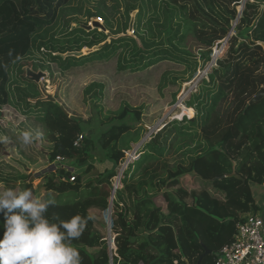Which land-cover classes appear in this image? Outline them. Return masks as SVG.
Here are the masks:
<instances>
[{"label":"trees","instance_id":"1","mask_svg":"<svg viewBox=\"0 0 264 264\" xmlns=\"http://www.w3.org/2000/svg\"><path fill=\"white\" fill-rule=\"evenodd\" d=\"M78 1L0 0V119L24 127L33 116L49 145L48 150L38 140L40 151L56 168L34 187L31 175L13 166L18 174H2L0 191L18 186L40 199L51 192L57 205L49 208V218H88L82 236L72 242L82 264H198L205 248L212 255L201 264H215L221 249L233 242L237 225L259 213L252 186L264 185V100L248 105L264 87V0L244 5L242 0H114L111 7L102 3L97 12L86 11L87 21L102 19L103 27L94 29L75 17L81 10L71 6ZM122 8L123 20L114 26ZM225 39V57L185 103L195 117L192 110L191 118L152 135L119 177L116 169L125 153L142 139L144 108L125 102L106 116L102 104L109 84H90L84 102L104 116L101 124L108 127L94 141L85 136L84 119L56 99L47 100L39 82L27 77L26 67L35 73L53 70L60 78L111 64L118 78L145 75L163 64L183 67L182 73L166 69L159 81L162 92L190 82ZM84 50L83 56L72 55ZM13 69L19 77H12ZM188 73L189 80L183 77ZM80 136L83 141L75 146ZM93 149L102 157H93ZM23 164L30 170L28 162ZM187 176L204 189L189 193L181 185ZM116 177L123 189H117L113 202L111 249L104 212Z\"/></svg>","mask_w":264,"mask_h":264},{"label":"rangeland","instance_id":"2","mask_svg":"<svg viewBox=\"0 0 264 264\" xmlns=\"http://www.w3.org/2000/svg\"><path fill=\"white\" fill-rule=\"evenodd\" d=\"M254 1L255 0H242V3L244 5L247 2ZM113 2L114 0H81L74 2L71 7L81 10V14H75L77 15L75 17H78L82 23H87L88 27H92L94 23H98L100 27H103L101 18L87 21L86 11L89 10L95 13L102 3H106L108 7H111ZM123 10L124 9L122 8L120 10V14L114 18V26H117L118 23L122 22L124 13ZM135 15L136 13L132 15V21H134ZM59 24H61L62 27L63 21L61 20ZM75 26L76 24H72V27ZM100 31H102V28H100ZM58 33H60V29L58 30ZM106 33L109 34L108 32ZM127 33L129 35L133 34V32L130 30L127 31ZM225 41L226 39L218 43L219 46H216L213 49V53L211 54V62H209L207 65H200L198 73L192 78L190 82L186 84L183 83L181 87L170 85L162 92L159 90V81L161 75L166 71V69H171V71L182 73L185 71L183 67L172 64H163L152 69L150 72H148V74L145 75L133 74L131 76L125 75L119 78L115 76V73H113L112 64L107 68L87 70L77 75H69V77L66 78H60L54 73L53 70H51V72L48 71L49 73L43 70L35 73V71L33 72L30 67H26V71H28L27 77L30 78L31 76H29V71H32L35 74L44 75L43 79L39 81V86L44 92V95H47L45 98L48 99L50 96L53 99H56L55 102L58 101L59 104L64 106L72 115L84 119L86 122L84 127L85 136L90 138L92 137L94 141L98 139L108 129V127L101 124V118L104 116L100 117L98 111L95 109L91 112L89 104L84 102L83 92L87 86L95 82L109 84V90L107 92L106 99L102 104L103 107L105 106L104 115L106 116L110 115L114 111H117L121 107L122 103L125 102L134 107H143L144 115L141 126H143L144 131L142 133L141 141L137 144H133V148L135 146H142L149 142L152 135L159 133L167 124L175 120L182 121L181 119L185 118V116H187V118H191L192 110L194 111L195 117L196 112L192 108H190L192 110H186L185 112H182L179 101L183 100V105L186 106L185 103L190 99L191 93H196L199 91L202 81L204 79H208L207 76L217 65V61L220 58L225 57L227 50L229 49L228 41H226V44H223ZM84 51L85 53L87 52V50ZM38 56L42 57L41 55ZM12 77H19L18 72L14 69L12 72ZM183 77L189 80L190 74L188 73ZM16 88L17 85L12 87L14 91ZM16 94L15 100L18 98V93L16 92ZM175 94L177 95L176 101L174 100ZM7 108L10 110V112H16L15 114L17 116H22L21 110L15 108L11 109L9 107ZM32 117L29 118L30 120L27 119V124L24 127H19L20 123L16 120H11L10 118L6 119L4 117L0 119V122L3 123L2 127H0V140H4V145L0 143V176L2 174H4V176L17 175L18 172H16L17 170L14 169L13 166H18L22 171L20 172L21 174L31 175L30 181L33 182L34 187H37L40 183L39 178L48 171L54 172L56 168L49 165L48 159L44 157L42 154L43 152L41 153L40 145L38 146V140L32 145L22 146L21 136L24 132L27 131L35 134L37 130L41 131L39 123L36 122V119ZM41 140L43 141L44 147H47L49 150V145H46L44 134ZM92 155L96 158L102 157L97 149L92 150ZM171 159L174 161L175 156H173ZM25 162L29 163L30 170L27 169L26 164H23ZM124 163L117 167V177H119L121 170H126L127 163ZM117 177L113 180L114 186L118 185ZM2 182L3 181L0 179V183ZM2 185H4V183H2ZM181 185L189 193H199L204 189V186L192 176L183 178ZM3 188H5V186H3ZM117 189H123L122 180ZM157 202L159 205L164 204L161 197L157 199ZM113 205L111 210L109 209L104 212V217L108 225L105 229V233L107 234L108 239L111 240V243L113 241L114 235L112 230L110 231L109 226L112 227L111 215L113 213ZM262 211H264V209L259 208V214H262L260 218L262 217L261 219L264 222V213Z\"/></svg>","mask_w":264,"mask_h":264},{"label":"clouds","instance_id":"3","mask_svg":"<svg viewBox=\"0 0 264 264\" xmlns=\"http://www.w3.org/2000/svg\"><path fill=\"white\" fill-rule=\"evenodd\" d=\"M42 138L40 130L26 131L21 143L29 146ZM56 205L51 192L40 199L31 189L18 186L0 191V264H82L72 242L82 236L88 218L79 214L68 220L49 218V208Z\"/></svg>","mask_w":264,"mask_h":264},{"label":"built area","instance_id":"4","mask_svg":"<svg viewBox=\"0 0 264 264\" xmlns=\"http://www.w3.org/2000/svg\"><path fill=\"white\" fill-rule=\"evenodd\" d=\"M226 41L223 44H226ZM179 105L180 107L183 105V100L179 101ZM82 141L83 136H80L75 146H79ZM141 147L135 146L125 153L126 170L131 163L139 158ZM57 162L64 163L65 159L57 158ZM263 229L264 222L259 216H251L244 222L239 223L233 242L221 249L216 257L215 264H264Z\"/></svg>","mask_w":264,"mask_h":264},{"label":"water","instance_id":"5","mask_svg":"<svg viewBox=\"0 0 264 264\" xmlns=\"http://www.w3.org/2000/svg\"><path fill=\"white\" fill-rule=\"evenodd\" d=\"M242 10H243V8H242ZM241 10V11H242ZM241 16V15H240ZM236 25V24H235ZM235 25L233 26V27H235ZM133 26H134V21H132V23H131V26H130V31L131 32H133L134 30H133ZM96 27H100V25L98 24V23H94L93 24V26L92 27H88V29H94V28H96ZM227 41H228V39H226ZM84 54H86L85 53V51H82V52H79V53H73L72 55H74V56H78V57H80V56H83ZM68 55H65L64 57H67ZM29 76H31V78H33V79H35L37 82H39V81H41L42 79H43V77H44V75L43 74H35V73H33L32 71H29ZM47 100H52V101H54V99L52 98V97H48V99ZM262 100H264V87L259 91V93L250 101V103H249V105H248V107L249 106H254L255 104H257V103H259V102H261ZM235 177H237L238 179H240V180H242L244 183L246 182L244 179H242L240 176H237V175H234ZM116 191H117V188H116V186H114V188H113V193H112V197H111V203H110V210L112 209V205H113V202H114V199H115V194H116ZM110 227V231H111V226H109ZM113 244V245H112ZM112 248H114V240L112 241V243H111V249ZM210 255H212V252L211 251H209V250H207L206 248H205V253L204 254H202L201 256H200V258H199V261H198V264H201L202 263V261L206 258V257H208V256H210Z\"/></svg>","mask_w":264,"mask_h":264},{"label":"crops","instance_id":"6","mask_svg":"<svg viewBox=\"0 0 264 264\" xmlns=\"http://www.w3.org/2000/svg\"><path fill=\"white\" fill-rule=\"evenodd\" d=\"M253 196L255 199V204L258 209H264V185L263 186H252ZM264 213V211H262ZM262 214H257V216H261ZM264 215V214H263ZM262 218V217H261Z\"/></svg>","mask_w":264,"mask_h":264},{"label":"bare ground","instance_id":"7","mask_svg":"<svg viewBox=\"0 0 264 264\" xmlns=\"http://www.w3.org/2000/svg\"><path fill=\"white\" fill-rule=\"evenodd\" d=\"M183 110H187L186 106H181V111L183 112ZM193 119V118H192ZM165 121V120H164ZM124 176V175H123Z\"/></svg>","mask_w":264,"mask_h":264}]
</instances>
